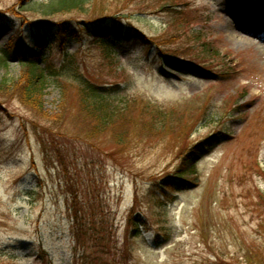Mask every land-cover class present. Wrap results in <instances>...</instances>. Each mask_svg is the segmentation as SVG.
Returning a JSON list of instances; mask_svg holds the SVG:
<instances>
[{
	"label": "rangeland",
	"instance_id": "1",
	"mask_svg": "<svg viewBox=\"0 0 264 264\" xmlns=\"http://www.w3.org/2000/svg\"><path fill=\"white\" fill-rule=\"evenodd\" d=\"M60 2L0 0V54H15L19 37L33 47L43 23L121 28L113 57L85 35L64 48L51 38L44 55L57 65L64 52L77 55L92 82L121 87L128 115L98 129L72 82L50 85L44 115L0 88V264H264V41L229 27L240 21L231 10L249 25L264 0H82L50 10L71 4ZM131 25L150 41L127 38ZM22 70L13 58L0 84ZM217 132L227 139L191 163L194 183L167 184ZM64 170L79 194L76 221Z\"/></svg>",
	"mask_w": 264,
	"mask_h": 264
},
{
	"label": "trees",
	"instance_id": "2",
	"mask_svg": "<svg viewBox=\"0 0 264 264\" xmlns=\"http://www.w3.org/2000/svg\"><path fill=\"white\" fill-rule=\"evenodd\" d=\"M62 1H69L71 4H66L65 7H53L50 10L54 12L61 8H65L61 9V11L70 10L80 8L83 4L82 0H79L81 2L78 0H61L60 4L64 3ZM39 30L41 32L40 34L43 35V39L35 37V46L31 49L23 47L22 45L17 48L13 55L8 50H2L0 54V69L8 67L13 58H17L23 67V73L20 79L12 83L4 81L0 84V88L5 94L13 90L20 100L32 109V111L39 115H44L43 99L50 85L61 88V85L67 86V82H72L78 89L76 94L78 110L82 114H85L87 119L91 118L95 120L98 124V129H109L116 124L123 123V120H125L128 115V105L123 106L122 102H118L116 99L117 94L121 92L120 86L108 87L92 82L90 78L81 73L79 58H77L75 54L64 52V58L58 65L51 61L50 56L44 55L46 51L52 52V47L55 44L59 45L60 48H64L77 41H83V35H85L101 49L106 58H109L110 55L113 57V55H116L117 50L123 45V41L117 33L122 31V29L105 24L102 26L90 25L81 30L78 29L77 26L62 22L57 24H46ZM51 38L54 40L53 45L48 43V40ZM127 38L138 39L144 42L150 41L148 35H146L144 31L133 25H131L128 30ZM39 49L42 50V52H39ZM159 52L162 54L161 51ZM14 55L16 57H14ZM162 57L170 64L173 63L172 66L178 63L177 65L180 64L181 67H184L192 63L166 55ZM156 124L158 123L152 124V128H155L154 125ZM226 139L227 134L217 132L206 140L196 144L192 148L189 157L183 159L184 168H181L173 178H169L167 184L184 187L194 183L191 177L194 176L197 165L191 167V163L194 162L195 159L206 157L208 154L212 153L217 145L226 141ZM56 158L58 162L64 166V156L58 151H56ZM64 173L68 175L66 185L72 188H69V192L73 195L72 199L68 201V208L76 221L83 216L76 206V198L78 200L79 194L77 195V193L74 192L72 186L75 184H73L69 172H65L64 170ZM164 188L162 189L165 190ZM70 203H73L74 207H70ZM140 224H144L143 219L140 221ZM136 230L140 229L135 228V231ZM167 236L168 234L166 232H162V237H159L158 241H168L169 237Z\"/></svg>",
	"mask_w": 264,
	"mask_h": 264
},
{
	"label": "bare ground",
	"instance_id": "3",
	"mask_svg": "<svg viewBox=\"0 0 264 264\" xmlns=\"http://www.w3.org/2000/svg\"><path fill=\"white\" fill-rule=\"evenodd\" d=\"M250 12L255 15H259L260 17L256 20H253L251 24H246V22L243 21V16H242V12L240 11H234L231 10V14H233V18H240V21L238 22L239 24H236L234 22H231L232 24H229L230 26H235L236 29H238L239 31H241L242 33H246L249 35H253L251 34L252 32L255 33V37L257 39L263 40L264 41V6L262 7H254L253 9L250 10ZM248 15V14H247ZM242 17V18H241ZM240 37V35H239ZM241 37L243 38V40L238 41V43H247V42H251L250 40H248L249 38L244 37L241 35ZM238 38V37H237Z\"/></svg>",
	"mask_w": 264,
	"mask_h": 264
}]
</instances>
